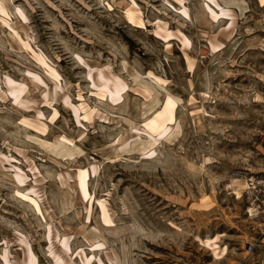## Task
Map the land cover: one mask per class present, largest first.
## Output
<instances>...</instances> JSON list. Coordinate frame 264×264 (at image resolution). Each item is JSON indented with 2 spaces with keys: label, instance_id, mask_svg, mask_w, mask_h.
Instances as JSON below:
<instances>
[{
  "label": "rangeland",
  "instance_id": "1",
  "mask_svg": "<svg viewBox=\"0 0 264 264\" xmlns=\"http://www.w3.org/2000/svg\"><path fill=\"white\" fill-rule=\"evenodd\" d=\"M245 1L184 0L185 16L178 0H0V264H29L28 247L36 264H264L260 221L228 189L264 177V6ZM168 95L176 121L152 138ZM217 235L215 261L198 240Z\"/></svg>",
  "mask_w": 264,
  "mask_h": 264
},
{
  "label": "bare ground",
  "instance_id": "2",
  "mask_svg": "<svg viewBox=\"0 0 264 264\" xmlns=\"http://www.w3.org/2000/svg\"><path fill=\"white\" fill-rule=\"evenodd\" d=\"M178 1L181 2L183 6V10H182L183 14L187 16L188 15L187 8L183 4L184 0H178ZM210 1H212L216 6L221 8V5L216 3V0H210ZM257 1L261 6H264V0H257ZM222 3L227 6L238 7L240 9L241 14H244L249 11V5L246 3L245 0H222ZM223 14H225V12H223ZM128 20L134 23L142 24V21L135 18V14L130 13V12L128 13ZM234 24L235 23L232 22L230 26L232 27ZM158 35L161 36L166 42L170 41L173 37L177 36L184 49H189L191 45V41L186 35L182 33L175 34L166 28H160L158 31ZM220 47H221L220 44H218L215 41H211L210 49L214 51H218L221 49ZM189 69L193 71L194 65L190 64ZM102 79L103 80L99 85L101 95L105 97L107 94H109L111 101L113 103H118L122 98V95H123L122 93L125 91L127 87L126 84H124L122 80H120L119 78L111 74L110 75L108 74V77L103 75ZM11 92L16 100L19 98L21 94L20 93L21 90L17 88L11 89ZM178 102L179 100L172 95H168V97L165 98L164 103L161 107L162 108L161 111L156 113L154 117H152L148 122H146L147 124L145 125V130L149 134L150 137L160 138V137L165 136L169 132L170 126L174 124L176 121V115L178 111V108H177ZM76 118H77V115H76ZM85 118H88V116H85ZM90 173L96 175L98 173V168L96 166H92L90 169ZM78 179H79L78 183H79V190H80L81 197L83 198V200L87 199L89 195L87 172L81 171L79 173ZM229 188L232 189V192L234 193V195L237 197L238 200L242 198V195L244 194L243 193L244 190L247 189L246 185L245 184L242 185L239 180H234L232 184L229 185L228 189ZM198 207L200 209L201 208L207 209V210L212 209L211 199L208 196H204L201 199ZM101 211H102L104 220L107 222L108 214L103 204H101ZM222 239H223V235H217L216 238L201 239L198 241L200 242L201 246L206 248L209 252H212L214 260L216 261V260L225 259L229 254L227 247L223 248L221 246ZM24 253H25V257H27L26 259L29 264H36L35 256L33 255V251L30 247H28ZM88 262H89V259L87 258L85 264H87Z\"/></svg>",
  "mask_w": 264,
  "mask_h": 264
},
{
  "label": "built area",
  "instance_id": "3",
  "mask_svg": "<svg viewBox=\"0 0 264 264\" xmlns=\"http://www.w3.org/2000/svg\"><path fill=\"white\" fill-rule=\"evenodd\" d=\"M239 181L246 185L245 193L247 216L250 219L260 221L257 228H253L258 238H252L260 247H264V177L248 173H239ZM260 239V240H259ZM258 244L249 243V247L255 249Z\"/></svg>",
  "mask_w": 264,
  "mask_h": 264
}]
</instances>
